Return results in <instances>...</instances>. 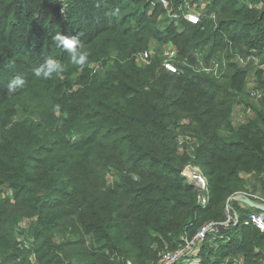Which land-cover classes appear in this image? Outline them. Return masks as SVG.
Masks as SVG:
<instances>
[{"label":"trees","instance_id":"16d2710c","mask_svg":"<svg viewBox=\"0 0 264 264\" xmlns=\"http://www.w3.org/2000/svg\"><path fill=\"white\" fill-rule=\"evenodd\" d=\"M151 1L0 0V264H160L186 235L226 220L245 174L264 189V104L243 98L251 73L232 59L253 49L263 56L264 2L210 0L192 24L172 22ZM186 1L197 8L205 0ZM58 32L79 37L83 69L55 46ZM151 42L174 43L183 72H166L160 59L139 66L132 56ZM112 53L120 59L94 74L92 65ZM224 54L222 78L195 71ZM47 57L63 63L61 76L34 75ZM257 75L264 89L262 70ZM16 76L26 83L9 93ZM234 104L252 108L241 126L232 121ZM177 128L196 139L191 153L177 145ZM190 163L209 183L204 209L182 175ZM234 210L243 219L250 212ZM224 232L231 240H217L219 257L208 238L193 255L198 264L264 258L256 225Z\"/></svg>","mask_w":264,"mask_h":264},{"label":"built area","instance_id":"2783aa9c","mask_svg":"<svg viewBox=\"0 0 264 264\" xmlns=\"http://www.w3.org/2000/svg\"><path fill=\"white\" fill-rule=\"evenodd\" d=\"M188 2L189 1L184 0L179 2L177 5L171 6L170 8L168 0H155L152 1V4L153 8L157 6H163L166 10L167 18L170 19L172 22L179 23L180 20L183 18L189 23L199 24L205 14H202L200 11H198L191 2L189 3V5H186ZM211 17L215 18V14H212ZM178 54L179 53L177 47L174 43L166 44L162 54V69L170 73H182L183 69L179 65ZM155 55H157V49L154 45L150 43L149 47L145 51L136 52L132 58L135 59L136 63L139 66L145 67L152 64V59L155 57ZM236 55L238 58L234 61L239 62L242 65V68L248 69L251 65L261 66V63H259L261 58L260 51L257 49L251 50L246 56H242L239 54ZM100 62L102 61L96 62L92 65L94 74L98 72L97 70L103 67L102 63ZM199 65L200 68L199 70L197 69L198 73L209 74L215 76L216 78H222L225 70L228 67L227 60L220 61L217 59L211 61L210 63L204 60H200L198 62V65L194 67L195 71L196 67H198ZM250 94L252 96H257L258 100L262 99V94L259 93V91H257V93L251 92ZM242 106L245 107L246 115H248L249 117L252 108L246 107L244 105ZM241 116H243L242 113ZM241 116L240 118H243ZM183 134L184 140L182 141V144L185 142L190 143L192 152L193 150H195L192 145H194L196 139L189 134ZM196 166V163L188 164L182 171V175L185 179L189 181L190 184L194 185L197 188L198 204L200 208L204 209L208 206L210 201L209 183L206 176L198 168V171L195 170ZM241 193L242 192L237 193L229 198L226 205V220L224 222L210 221L205 226H203L192 239L189 238V235H186L184 238L185 245L178 248V250L175 252H166L164 254L165 258L160 264H179L183 263L184 261H187L190 258H193V255L195 256V253L197 251V247L208 238L211 239V236L213 235L216 236L214 238L215 244H218L216 243L218 240L217 236L222 238L220 241L231 240V237L225 235V232L222 233V231H226L228 228L238 227L240 225H256L258 228L261 229V231H264V200L254 201L252 198L249 197V195ZM235 204H238L247 210H253L249 212L247 218L243 219L240 214L237 213L236 210H234ZM256 210L257 214L254 213ZM25 246L28 247V244H25ZM232 261L234 262V264H243L245 262V258L244 256L235 257L233 255H230L226 258V263L224 264H228Z\"/></svg>","mask_w":264,"mask_h":264},{"label":"rangeland","instance_id":"374dc122","mask_svg":"<svg viewBox=\"0 0 264 264\" xmlns=\"http://www.w3.org/2000/svg\"><path fill=\"white\" fill-rule=\"evenodd\" d=\"M149 1V0H148ZM151 1V0H150ZM155 1V0H154ZM263 2H264V0H262ZM168 2H169V8L171 7V6H173V0H168ZM209 2H210V0H205V1H202L201 3H199L198 4V7L196 8L198 11H200L201 13H203V14H205L206 13V10H207V6H208V4H209ZM249 2V0H246V2L245 3H248ZM189 3L190 2H188L186 5H189ZM151 7H152V9H153V4H152V1H151ZM164 8V7H163ZM151 9V10H152ZM164 17V16H163ZM163 17H161L160 19H162ZM165 18V17H164ZM166 18H167V16H166ZM180 26V25H179ZM180 29H182V26H180ZM151 44L152 45H154L155 46V48L157 49V55H155V57L152 59V64H154V62L157 60V59H160L161 60V62H162V54H163V51H164V49H165V46H166V44L165 45H163V46H159L158 45V43L157 42H151ZM143 51H145V50H143ZM133 57V56H132ZM237 55L235 54V55H233L232 56V59L233 60H237ZM106 59V60H105ZM120 58H119V56H118V54L117 53H112V55H110V56H108V57H106V58H104V59H102L103 61L102 62H100V63H102V68L101 69H99V70H97L98 72L97 73H99V72H102V73H105V71L107 70V68H108V65L110 64V63H112L113 61L115 62V60H119ZM217 60H220V61H223V60H227L226 59V56H225V54L223 55V57H221V56H219V58L217 59ZM205 61V60H204ZM178 62L180 63V59L178 58ZM237 64H238V66L239 67H242V65L239 63V62H237V61H235ZM205 63V62H204ZM259 63H261V66H253V65H251L249 68H248V71H250V78H249V82H248V87H247V93L245 94V96H243V98L245 99V100H248V102L252 105V106H254V107H256V108H261V106L264 104V102L262 103V100L264 99V89H263V87H261L260 86V84H259V81H258V71L259 70H262V72H263V76H262V78H263V81H264V57L262 56L261 58H260V62ZM180 65V64H179ZM199 68H200V65L198 66V67H196V71H197V69L199 70ZM227 70H225V72H226ZM198 72V71H197ZM225 72H224V75H225ZM261 87V88H260ZM257 91H259V93H261L262 94V99H260V100H258V97L257 96H252L250 93L251 92H255V93H257ZM241 99V98H240ZM233 109H234V115H233V124L235 125V126H241L243 123L245 124V123H247V121H248V115H246V109H245V107H243L242 105H240V104H234L233 105ZM241 113L243 114V116H241ZM240 116L241 117H243V118H240ZM247 119V120H246ZM185 123V121L184 122H182L181 124H184ZM184 140V134H183V132L181 131V129L180 128H177L176 129V143H177V145L181 148V152L183 153V152H186V154H188V153H190L191 152V145H190V143H183L182 144V141ZM191 168V167H190ZM193 168V167H192ZM204 174V171H203V169L199 166V165H197L196 166V168H195V170L196 171H198V169ZM199 173V172H198ZM201 174V173H200ZM108 178L110 179V180H112L113 178H112V174H111V172H109L108 173ZM243 178H244V187H243V190H242V193L241 194H246V195H249V197L250 198H252L254 201H263L264 200V189H263V186H262V182H260V180H259V178L258 177H256L255 175H251V174H245L244 176H243ZM251 210H253V209H248V211H251ZM255 214H257V210L254 212ZM22 226H24L22 229L24 230V233L25 232H28L27 230H28V224H27V221H23L22 222ZM230 231H231V229H230ZM216 236L215 235H213V236H211V239H210V243H209V246L211 247V248H213V250H214V253H215V258L217 259L219 256H218V250H219V248H220V243L219 244H215L214 242H215V238ZM19 238V237H18ZM217 239L218 240H221L222 238H220L219 236H217ZM92 242V238H89L88 239V245L90 244ZM206 242V240L205 241H203V244ZM168 248H170L169 246H165L164 248H163V251H165V250H167ZM202 250L203 249H200L199 251H198V253H201L202 252ZM171 251V250H170ZM262 252H264V250H261ZM200 258V257H199ZM199 258H190V259H188L187 261H184L183 263H181V264H196V263H199ZM196 262V263H195ZM243 264H245V262L243 263ZM259 264H264V258H261L260 259V262H259Z\"/></svg>","mask_w":264,"mask_h":264},{"label":"clouds","instance_id":"9594fccd","mask_svg":"<svg viewBox=\"0 0 264 264\" xmlns=\"http://www.w3.org/2000/svg\"><path fill=\"white\" fill-rule=\"evenodd\" d=\"M56 47L62 48L70 55L71 64L83 69L88 60V53L83 50V44L78 36H66L63 33H56L52 36ZM65 71V66L61 61L53 57H47L44 62L34 69V75L38 78L52 79L61 76ZM25 80L16 76L8 82L9 93H15L25 85ZM58 107V106H57Z\"/></svg>","mask_w":264,"mask_h":264}]
</instances>
